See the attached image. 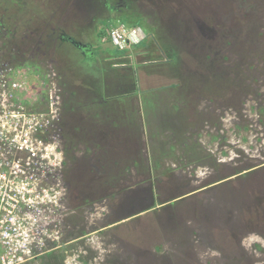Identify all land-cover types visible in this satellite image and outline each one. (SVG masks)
I'll list each match as a JSON object with an SVG mask.
<instances>
[{
	"label": "rangeland",
	"instance_id": "1",
	"mask_svg": "<svg viewBox=\"0 0 264 264\" xmlns=\"http://www.w3.org/2000/svg\"><path fill=\"white\" fill-rule=\"evenodd\" d=\"M10 1L23 3L26 13H16L22 27L17 34L3 27L0 17V56L25 72L21 78L31 92L24 104L47 87L40 63L27 56L33 52L38 59L42 50L53 60L69 187L66 245L29 264H264V0H164L174 22L166 24L170 32L158 33L171 34L178 62L174 56L176 67L156 69L152 65L172 59L140 27L146 42L138 50L120 51L111 44L107 32L122 18L99 22L98 40L86 30L76 33L75 26L90 29L98 17L115 15L103 9L107 0H60L63 13L53 12V18L56 5L45 12L48 0H0V14L12 13ZM92 2V8L83 5ZM133 3L154 25L159 16L148 0ZM35 5L40 13L34 17ZM56 25L83 45L99 46L100 53L64 45L65 53L56 59L47 49ZM129 79H137L130 89ZM98 83L105 91H94ZM70 100L77 129L109 109L120 133L128 130L123 109L132 103L138 115L134 143H124V153L111 154L107 165L102 149L66 142L63 131L70 132L71 123L63 109ZM121 137L126 138L120 135L113 143ZM234 170L252 171L218 182ZM188 191L174 206L143 212L151 203L178 200Z\"/></svg>",
	"mask_w": 264,
	"mask_h": 264
},
{
	"label": "built area",
	"instance_id": "2",
	"mask_svg": "<svg viewBox=\"0 0 264 264\" xmlns=\"http://www.w3.org/2000/svg\"><path fill=\"white\" fill-rule=\"evenodd\" d=\"M107 34L118 49L143 39L140 28L123 23ZM40 69L46 91L24 104L25 72L0 56V264H29L66 245L62 100L56 71Z\"/></svg>",
	"mask_w": 264,
	"mask_h": 264
},
{
	"label": "trees",
	"instance_id": "3",
	"mask_svg": "<svg viewBox=\"0 0 264 264\" xmlns=\"http://www.w3.org/2000/svg\"><path fill=\"white\" fill-rule=\"evenodd\" d=\"M6 1H9V0H6ZM48 1L50 4L46 5L45 12L48 11V8H52L54 5H56L52 10L51 18H53V12L56 14L60 13V15H61V13H63L60 11V4H61L60 0H48ZM148 2L154 8L156 14L159 16V17H156L154 25H150V24L146 23L145 18L141 14H138L134 10L133 0H107V2L106 1L104 2L103 9L107 8L108 9V10L106 9L107 11L113 10V13L115 15H113L112 13L111 14L109 13L108 16H103L101 18L98 17L94 27L90 28V29H86V28H88L86 26L87 24L85 26H82L80 29L78 26H75V29H77L76 33H79V35H82L83 30H86V31L90 32L91 38L94 37L96 40H98L100 38V36L103 34V31H102L103 27L101 29H99L98 32H96L97 31V26H96L97 24H100V23L104 24V23H107L108 21H115L117 18H122L119 21H115L116 22L115 24L123 23L128 27H140L142 29V31H144V34H146L147 37L151 38L153 43L159 44V48L161 49L162 52L165 53V55H163V56H165L166 59L167 58L172 59V61H170V60L164 61L165 64L152 65L153 67H155L153 69H156L160 66H163V67L168 66V65L171 67L175 66L176 63L178 62V58H177L178 51L174 45L175 42L171 41L172 40L170 38L171 34L169 33L168 37H167L164 34L158 33L160 31H165V30L170 32L172 29H170L169 28L170 26L168 27L166 24L174 22V20L171 17H169V15H166L167 12L164 9V7H165L164 6L165 5L164 0H148ZM12 3L13 2L10 1V3L7 4V6L11 7L12 13H10L11 11L6 10V11H4L3 15H2V13L0 14V17H2L1 21L4 25L3 27H5L11 34H17V33H15V31L17 30V32L19 33V31L22 30V27L19 26V22H18L19 19H17L16 13H18V12L26 13V12H23L26 10L22 9L20 6L23 3H20V4L18 3L15 5ZM92 3H93V5H91L90 3H83V5H84V7H86L88 9V8H92L94 6L95 2H92ZM109 3H110V5H109ZM112 3L114 4V7L112 6ZM204 5H202V6H204ZM61 6H64V5H61ZM184 7H187V6H184ZM199 8H201V6L196 7V10H198ZM33 9L34 10H33L32 16L35 17V15L40 13L39 12L40 7L38 5H35V6H33ZM183 12H185V9L179 11L178 14H176V15L177 16L181 15ZM165 16H168V17L166 19H164ZM57 20L59 21L60 17ZM187 20H189V19H187V18L186 19H180L178 22V25L181 22H185ZM59 23H60V21H59ZM194 23H195V24H193L194 26L199 25L200 21H198V19H197V20H195ZM190 25H191V22L189 21L187 24V27H189ZM91 26H92V24H91ZM201 26H202V24L200 25V27ZM28 28H30L29 25H28ZM105 28H107V30L109 29L108 27H105ZM30 29H32V28H30ZM178 29L179 28L177 26L175 30H178ZM204 30H200V31H204ZM95 32L97 35H95ZM47 40H48V38H47ZM145 42H146V39L143 38L140 41V43H138L136 45L129 46L126 49L131 48V49L138 50L139 49L138 46H140L142 44L145 45L144 44ZM48 44L51 46L47 47V49L49 50V48H51V54L58 60L60 58V57H58V55L59 54L62 55L65 53V51L63 50L64 45L71 46V47L75 48L76 51H78V52L80 51V53L88 51L89 54L92 56L100 53V47L99 46L97 48H94V47L91 48L92 44L83 45L82 43H80L78 41V38H75L74 36L69 34L68 31H66L64 28H61L60 25L54 26L53 30L50 32L49 40L47 41V46H48ZM96 45H98V44H96ZM119 50L124 51L125 48L119 49ZM124 55H126V54H124ZM124 55H122V56H124ZM174 56H175V58H177V62L173 61ZM26 61H29V60H26ZM163 67H161V68H163ZM130 69H132V67L131 68L129 67L126 70H130ZM58 74L60 75V70H59ZM135 78H136V76H135ZM136 82H137V79H135L133 81H130V79H129L130 84L127 85V88L130 89L129 88L130 85L131 84L135 85ZM119 83L123 84L122 82H119ZM98 86H99V83H98ZM100 88L103 91H105V88L102 86L101 83H100V86L98 88H94V91L98 92L100 90ZM99 92H101V90ZM128 95H129V93H128ZM122 104H124V102ZM74 108H75V106L73 105L72 100H70L64 104L63 111L66 109L65 110V113H67L66 116H70L68 118V120L71 123L70 124L71 126L68 128V130H70V132H66V131L64 132L63 131L64 137L66 139H68V141L66 140V142H69L72 145L82 144L88 149L91 148L92 146L99 148L100 150L102 149L104 151V153H103L104 157H102V159L104 160V162H106L107 165L111 164V162H107V160L109 159L108 161H110L113 159L112 158L113 156L112 157L110 156L111 154H115V155L118 154L119 155L121 153H124L123 151H125V149L127 148V145L124 143H126V142L131 143V141H132V143H134L133 142V140H135L134 131H135L136 126L138 125V117H137L138 115H137V112L135 111V109L132 108V103H128L126 105V108L123 109V113H125L124 114L125 115L124 121L127 123L128 130H125L124 132H121V133L118 132L116 129L117 125H119V122L117 121L118 119H113L111 117L112 112H110L109 109H107L106 111L103 110V111H101V113H98V114L94 113L91 116V118L89 117V119H85L84 122L82 121V123L79 124L80 127L77 129L76 125H74V124H76L74 122V118L76 117L75 116L76 110ZM77 111H78V113L80 112L79 110H77ZM61 115H63L62 109H61ZM94 119H95V121H94ZM139 126H140V124H139ZM78 130H81V132H78ZM75 131H77L78 134H75L74 133ZM120 135L126 136L125 140H122V137H121L120 140L118 141L120 143H117V144L113 143V141H114L113 139H115V140L118 139L120 137ZM121 143L124 145L121 146L120 145ZM69 159H71V161L75 160V158H69ZM83 160L85 161L86 158H84ZM212 160L214 161L213 158H212ZM77 161H76V163H77ZM154 163L157 164V161H155ZM116 166H118V165H116ZM151 168L152 167L149 164L148 170H151ZM251 171L252 170H249L248 172H245V173H241L242 170H234L233 172L227 174L226 176L221 177L218 180V182H220V181H222V183L227 182L230 177H234V176H235V178H237V177L242 178L244 175H249ZM154 189H155V187H154ZM188 193H191V191H188L186 193L181 194L179 196L180 199H178V200L171 201V199H168V200L164 199V200H159L158 203L156 202V204L151 203V204H149V207L147 209H143V212L147 211L148 209L153 208V207L156 208L157 205H159V207H158L159 210L160 209L164 210L165 208H167L166 206H168V207L174 206V204H177L179 201H182L183 199H185V197H183V196L187 195ZM81 199H84V198H80V201L82 202ZM172 199H175V198L173 197ZM84 203H86V202L84 201ZM155 210H153V212Z\"/></svg>",
	"mask_w": 264,
	"mask_h": 264
},
{
	"label": "flooded vegetation",
	"instance_id": "4",
	"mask_svg": "<svg viewBox=\"0 0 264 264\" xmlns=\"http://www.w3.org/2000/svg\"><path fill=\"white\" fill-rule=\"evenodd\" d=\"M39 50V49H37ZM39 57L38 59H36V56L35 54H33V52H30V54L27 56L29 60L33 61V63H35L36 65H38L40 63L41 67H45L47 65H51V63L53 62V60L51 58H47V53H45L44 51L42 50H39ZM58 57H60V54L58 55ZM60 59V58H59ZM54 63V62H53ZM57 64V61L55 62ZM52 67V65H51ZM67 164V162H66ZM67 166H65V170H64V179H65V182H67L68 180L66 179V168ZM67 187H68V182L66 183ZM69 188V187H68ZM68 193H69V189H68Z\"/></svg>",
	"mask_w": 264,
	"mask_h": 264
}]
</instances>
